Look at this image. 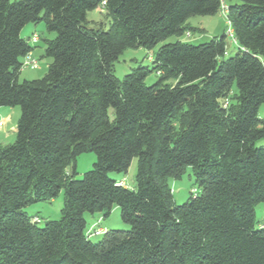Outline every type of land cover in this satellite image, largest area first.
Returning <instances> with one entry per match:
<instances>
[{
  "label": "trees",
  "instance_id": "1",
  "mask_svg": "<svg viewBox=\"0 0 264 264\" xmlns=\"http://www.w3.org/2000/svg\"><path fill=\"white\" fill-rule=\"evenodd\" d=\"M234 1L0 0V108L21 109L15 143L0 146V264H264V225L255 226L264 203V0ZM102 6L109 30L88 28V12ZM223 7L234 56L224 59L225 34L177 41L153 57L152 86L142 67L114 74L125 50L182 37L195 31L190 18ZM42 22L56 33L46 40L52 63L44 78L21 83L34 50L22 30ZM85 153L97 160L77 180ZM135 158L134 187L110 177ZM187 167L201 192L176 205L169 181ZM61 192L59 220L41 227L23 212ZM115 206L131 229L93 243L85 214L107 217Z\"/></svg>",
  "mask_w": 264,
  "mask_h": 264
},
{
  "label": "rangeland",
  "instance_id": "2",
  "mask_svg": "<svg viewBox=\"0 0 264 264\" xmlns=\"http://www.w3.org/2000/svg\"><path fill=\"white\" fill-rule=\"evenodd\" d=\"M13 2L16 0H12ZM230 4L229 1L226 2ZM233 3H240V0H235ZM88 28L90 29H102L108 31L111 25V18L107 16V11L99 7L98 9L88 12L87 15ZM187 25L195 31L182 37L172 36L166 41L158 44L154 49L147 50L145 48L127 49L113 64L114 74L119 80H123L125 76L134 73L139 68H144L149 71L146 78V84L152 86L158 81V75L153 70V60L158 50L169 43H175L182 41L189 44L199 45L211 41L215 37H221L226 35L227 42V55L225 60L234 56L238 52V46L234 43L233 38L228 34L229 25L228 19L223 11H220L215 16H195L188 20ZM37 35L39 42L34 44L31 38ZM21 36L25 39H29L30 45L34 48L32 55L33 58L38 61V68L32 69L30 67H23L19 75V81H33L44 78L48 72L49 65L52 63L51 58L45 56L46 40H53L56 37V33L48 32L46 24L44 22L39 24L27 25L21 33ZM0 112V121L5 122V126L0 130V144L2 146H8L16 141V129L19 119L21 117L20 107H2ZM113 110H110V116L113 115ZM9 119H8V117ZM259 115L264 118V104L261 106ZM8 135V136H6ZM7 137V138H5ZM258 146H264V141L257 144ZM97 158L95 153H85L78 157L76 162V170L78 175L77 180H81L87 172L93 169V165ZM137 158L133 159L130 168L126 174L110 173V177L116 181L126 180L129 188L134 187L135 177L137 174ZM70 170V169H69ZM171 189L174 195V202L176 205H183L196 190V193H200L201 189L197 184L196 176L191 167H187L184 175L181 179H170L169 181ZM64 207V192L52 200L39 202L30 205L23 209V212L30 217H39L41 223L39 226L43 227L47 221L59 220L62 216V209ZM256 212V229H260L264 225V203H260L255 208ZM87 221V230L103 229L108 231L122 230L129 231L131 227L124 223L121 218V209L115 206L109 216L105 217L104 213L85 214ZM105 234L95 236L91 238L93 243H98Z\"/></svg>",
  "mask_w": 264,
  "mask_h": 264
},
{
  "label": "built area",
  "instance_id": "3",
  "mask_svg": "<svg viewBox=\"0 0 264 264\" xmlns=\"http://www.w3.org/2000/svg\"><path fill=\"white\" fill-rule=\"evenodd\" d=\"M105 5V3L103 4V6ZM102 6V8H104ZM223 13L226 15V8L223 7ZM228 25H229V31H228V34L232 37V32H231V29H230V24L228 22ZM188 37L190 36V33H187ZM31 41L34 43V44H37L39 42V38L37 35H34L32 38H31ZM22 67H30L32 69H37L38 68V61L36 59L33 58V55L32 53L28 54L24 59H23V64H22ZM5 126V122L4 121H0V130ZM120 185L122 186H128L127 185V182L126 180H122L120 181ZM194 193H196V190H194ZM34 222H40V220L38 218H35L34 219ZM105 230L103 229H93V227L87 231V236L89 238L91 237H95V236H100L102 234H105Z\"/></svg>",
  "mask_w": 264,
  "mask_h": 264
},
{
  "label": "crops",
  "instance_id": "4",
  "mask_svg": "<svg viewBox=\"0 0 264 264\" xmlns=\"http://www.w3.org/2000/svg\"><path fill=\"white\" fill-rule=\"evenodd\" d=\"M1 110H2V109H0V112H1ZM7 117H8V115H7ZM8 119H9V117H8ZM6 136H8V135H6ZM5 138H7V137H5ZM0 146H2V145L0 144ZM121 181H122V180H121Z\"/></svg>",
  "mask_w": 264,
  "mask_h": 264
}]
</instances>
